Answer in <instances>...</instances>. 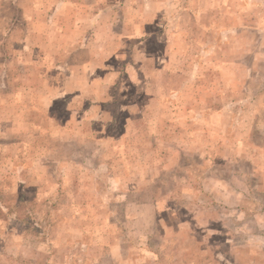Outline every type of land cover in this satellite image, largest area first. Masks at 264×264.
Listing matches in <instances>:
<instances>
[{
    "label": "rangeland",
    "instance_id": "1",
    "mask_svg": "<svg viewBox=\"0 0 264 264\" xmlns=\"http://www.w3.org/2000/svg\"><path fill=\"white\" fill-rule=\"evenodd\" d=\"M34 2L0 0V264H264V0Z\"/></svg>",
    "mask_w": 264,
    "mask_h": 264
},
{
    "label": "crops",
    "instance_id": "2",
    "mask_svg": "<svg viewBox=\"0 0 264 264\" xmlns=\"http://www.w3.org/2000/svg\"><path fill=\"white\" fill-rule=\"evenodd\" d=\"M33 1H35V0H33ZM98 1L99 0H95V1H93V0H56V3L42 2V4H38V3L36 4L34 2L32 4L34 5L33 6L34 9H40V10L41 9L50 10V11L58 10L56 8H61V9L67 10V9H76V8L80 9V7H81L80 10H82L83 6L86 7L85 9H88L89 6L91 7V9H93L92 8L93 5L98 4ZM166 1L167 0H155V2L162 3V4H166L167 3ZM103 4H104V6H101V5L98 6V8H100L99 11L102 12V13L99 12L98 14L101 16L109 15L110 18H109V20H107V26L110 27V30H113L115 28V18L113 17V14L115 13L116 5L113 2H107V1H106V3H103ZM98 8H95V10H97ZM94 15H95V13H94ZM95 17H97V15H95ZM97 21L98 20L91 18V15H90V22H91L92 27H93L94 23H96ZM216 35H217V32H216ZM85 38H87V36ZM79 39H80V37L78 39L71 40L70 42H67L66 40L60 39V41H63V46H64L63 47L64 49L62 51H60V53H62V54L77 53L78 54V52L80 53V52L85 51L84 53H86V51H89V54H96V55L97 54H103L96 47L94 48V46L97 45V41H95V40L93 41V38H92V43L94 46L91 44L88 45L85 40L83 42H81V41H79ZM88 42H89V38H88ZM90 42H91V40H90ZM70 43L73 45L72 51H68L66 49V45H69ZM106 54H111V53H109V51L107 50ZM69 56H68V58H69ZM233 58L236 59L237 57L234 56ZM231 63H235L234 64L235 66L233 68L228 67L231 70L229 75H231L232 77L238 73L239 75H243L244 80H245L248 76V73L250 74V72L252 71L247 65H244L242 63H239V64L236 62H231ZM79 67L80 66L73 68L71 70L69 67H67V69H63L62 67H60V69H58V67H57L56 73H59L62 75H63V73H65L68 76L69 75L74 76ZM82 67H84L83 71L86 73V77L87 76L89 78H92V77L95 78L96 77V79H94V81H98V83L112 84L114 82V76H116V75L113 74V72L111 71V70H113V68L103 69V68H99V67H101L99 65L96 66V68H92V65L91 66H82ZM61 70H65V71H61ZM66 92H60L59 94L66 93ZM97 103H99V102L97 101Z\"/></svg>",
    "mask_w": 264,
    "mask_h": 264
}]
</instances>
